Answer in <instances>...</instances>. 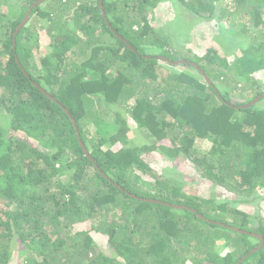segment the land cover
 Wrapping results in <instances>:
<instances>
[{"label":"trees","instance_id":"trees-1","mask_svg":"<svg viewBox=\"0 0 264 264\" xmlns=\"http://www.w3.org/2000/svg\"><path fill=\"white\" fill-rule=\"evenodd\" d=\"M179 1L226 26L241 44L233 61L175 48L149 16L159 0H103L109 25L99 0H47L14 50L36 0H0V264H14L15 246V264H237L259 246L264 221L234 202L264 195V97L243 107L264 93V0ZM156 152L184 154L238 200L188 193L152 165ZM240 264H264V243Z\"/></svg>","mask_w":264,"mask_h":264},{"label":"rangeland","instance_id":"rangeland-1","mask_svg":"<svg viewBox=\"0 0 264 264\" xmlns=\"http://www.w3.org/2000/svg\"><path fill=\"white\" fill-rule=\"evenodd\" d=\"M10 1L13 3L23 2V0ZM5 11H7L6 8ZM149 16L152 18L151 21L156 28L165 31L167 35L172 37L174 47L186 54H203L207 49L214 47L224 56H230L229 59L233 61L241 50L240 46H238L241 44H237L238 41L234 42L232 34L226 31V26L222 27L217 20H210L209 23L197 22L196 16L187 11L179 0H159L155 9L149 12ZM45 24L46 21L38 17L34 27L35 34L39 36V50L42 55L51 51ZM241 92L242 90H239L238 93ZM238 93L237 95H239ZM251 94L252 92L249 90L245 92V96H250ZM137 134V132L134 133V135ZM196 147L200 153L205 154L210 148V143L201 139L196 142ZM149 156L152 158V165L155 168L161 169L168 176L182 181L188 193L206 198L238 200L235 192L206 179L201 170L184 154L171 158L156 152L150 153ZM251 199L250 201L234 202V204L252 215L253 224H256L255 222L257 221H264L263 193L255 194ZM97 241L102 249L110 250L103 236L97 238ZM19 249L20 247L18 246L14 247V250L17 251L13 257L14 264L18 263L17 259L20 258L18 252L24 248L22 246Z\"/></svg>","mask_w":264,"mask_h":264},{"label":"water","instance_id":"water-1","mask_svg":"<svg viewBox=\"0 0 264 264\" xmlns=\"http://www.w3.org/2000/svg\"><path fill=\"white\" fill-rule=\"evenodd\" d=\"M46 1H47V0H36V2H35V3H34V4L28 9V11H27V13H26V15H25L23 21L19 24V26L17 27V29H16V31H15V33H14V50H16L17 35H18L19 31L21 30V28H22L23 26H25V25L27 24V22L29 21V19H30V17H31V12H32L33 8L36 7V6L39 5V4H43V3L46 2ZM99 2H100L101 10H102V13H103V15H104V17H105V20L107 21V23H108V25H109L110 23H109L108 18H107L106 14H105V11H104L103 0H99ZM117 35L119 36V34H117ZM15 52H16V51H15ZM16 58H17L18 63L20 64L22 70L24 71V73H25L26 75L29 76V74L27 73L25 67L20 63V61H19V59H18V56H17V53H16ZM167 60L170 61L169 59H167ZM182 62H186V60L175 61V63H182ZM192 64H193L197 69H199V70L201 71V73L205 76V78L208 80V82H210V84L213 85L211 79H210L209 76L205 73V71H204L203 69H201V68L199 67L198 64H196V63H192ZM33 83H34V84H35L40 90H42L45 94L49 95V96L52 97L56 102H58V100H57L55 97H53V96H52L51 94H49L46 90H44L42 87H40L39 84H37L36 82H33ZM216 90H217V89H216ZM262 97H264V93L261 94L260 96H257L255 99H253V100L250 101L249 103L243 105V107H250V106L256 104L257 102L260 101V99H261ZM62 108H63L64 111L68 114V116L72 119L73 124H74V126H75V128H76V130H77V135H78V139H79L80 145L82 146L83 150L85 151V154H86L88 157H90L91 160L94 162L93 158L91 157V154H90L89 150L87 149V147H86V145H85V143H84V141H83V139H82L81 133H80V131H79V128H78V125H77L75 119L72 117V115H71V113H70V111H69L68 108H66V107L63 106V105H62ZM94 163H95V162H94ZM95 166L101 171V173H102L104 176H106L105 173H104V171L101 170V168L97 165V163H95ZM150 201H154V199H151ZM167 204H168V205H171V206H173V207H175V208H181V209H183V208H186V207H187V208L191 209V210L194 211V212L196 211L194 208H191V207H188V206H185V205H178V204H171V203H167ZM198 215H199L202 219L207 220V218L204 217V215H203L202 213H198ZM215 223L222 224V225H227V224H224V223H222V222H215ZM227 226H229V227H230L231 229H233V230H236V231H239V232H242V233H246V232H247L246 230H243V229H241V228H239V227L230 226V225H227ZM252 234L255 235L256 237L260 238V239H261V243L259 244V246H258L257 248H253L248 254H252L253 252H255V251H257L258 249H260V248L262 247L263 243H264V237H263L262 235L257 234V233H252ZM248 254H247V255H248ZM247 255H244L243 258H241L237 264H240V263L242 262V260H243Z\"/></svg>","mask_w":264,"mask_h":264}]
</instances>
